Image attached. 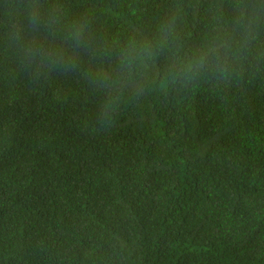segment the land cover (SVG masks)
Here are the masks:
<instances>
[{"label": "trees", "instance_id": "16d2710c", "mask_svg": "<svg viewBox=\"0 0 264 264\" xmlns=\"http://www.w3.org/2000/svg\"><path fill=\"white\" fill-rule=\"evenodd\" d=\"M246 3L253 41L213 69L244 34L236 0H0V264H264V0Z\"/></svg>", "mask_w": 264, "mask_h": 264}, {"label": "clouds", "instance_id": "9594fccd", "mask_svg": "<svg viewBox=\"0 0 264 264\" xmlns=\"http://www.w3.org/2000/svg\"><path fill=\"white\" fill-rule=\"evenodd\" d=\"M236 23L243 29V36L238 45H230L227 48L224 47L222 39L219 40V47L224 48L222 55H218L215 58V62L212 64V68L216 69L221 64L228 62H239L243 56L247 45L252 43L255 36L256 26L260 23V17L257 13H249L246 0H236ZM247 21V23H245ZM80 33H72L71 38L79 42ZM219 39V38H218ZM216 45L212 42L202 43L198 48L193 49L189 55L190 58L185 61L183 58L178 59L174 63L175 72L170 68L169 75L173 76V82H177V77L183 78L188 81L193 78V73L204 67L205 56L208 51H214ZM178 55V53H177ZM134 58L140 60V66H143V59L139 55V47L133 41L128 46V51L120 56V68L123 71H128L131 75L133 71Z\"/></svg>", "mask_w": 264, "mask_h": 264}]
</instances>
